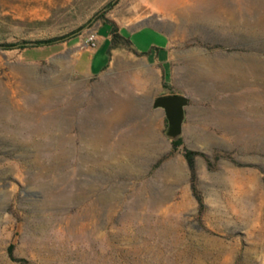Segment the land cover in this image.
<instances>
[{"label":"rangeland","instance_id":"1","mask_svg":"<svg viewBox=\"0 0 264 264\" xmlns=\"http://www.w3.org/2000/svg\"><path fill=\"white\" fill-rule=\"evenodd\" d=\"M220 1L0 0V264H19L11 244L28 264H264V7L231 0L233 18ZM146 25L170 36L168 69L123 39L95 59L89 37L113 27L145 26L121 35L156 55ZM173 94L190 99L184 147L221 156L196 160L202 215L182 152L160 162L153 102Z\"/></svg>","mask_w":264,"mask_h":264},{"label":"trees","instance_id":"2","mask_svg":"<svg viewBox=\"0 0 264 264\" xmlns=\"http://www.w3.org/2000/svg\"><path fill=\"white\" fill-rule=\"evenodd\" d=\"M111 34L113 36V39L111 40V42L109 44L108 51H110L115 46V44L118 42L119 39L125 40L130 46L132 45L131 41L128 38H125L124 36H122L121 31H118V29L113 27ZM59 40H61V39L56 38V39H51V40L39 41V42L35 43L34 47L49 46V45H52ZM0 47L8 49V48H11L12 45H0ZM172 147H173L172 152L168 156H165L160 162H162L163 160H165L169 156H172V155H175L176 153L182 152V154L186 160V163H187V166L189 169V173H190L191 190H192L193 196L195 197V199L199 205V213L202 215L204 213V210H205V203H204V198L202 196V193L200 192L199 187H198V174H197L196 160L200 156L204 157L208 161V167L210 169H214L215 162L219 161L221 156L216 153V154H214L213 160H211L206 154H204L202 152L194 151V150H191V149L184 147V143H183L182 138H179L177 140H173L172 141ZM240 166H243V165H240ZM8 255H9L11 260L18 262L19 264H28V261L26 259L16 257L14 244H11L8 247Z\"/></svg>","mask_w":264,"mask_h":264},{"label":"water","instance_id":"3","mask_svg":"<svg viewBox=\"0 0 264 264\" xmlns=\"http://www.w3.org/2000/svg\"><path fill=\"white\" fill-rule=\"evenodd\" d=\"M189 103V97L178 94L161 96L153 102L155 109H161L165 113L168 121L165 134L171 141L177 140L183 135L186 109Z\"/></svg>","mask_w":264,"mask_h":264},{"label":"crops","instance_id":"4","mask_svg":"<svg viewBox=\"0 0 264 264\" xmlns=\"http://www.w3.org/2000/svg\"><path fill=\"white\" fill-rule=\"evenodd\" d=\"M178 7L175 6H171V7H167V9H164V8H160L159 9V13H161L162 15H174L177 11H178ZM168 18H171L170 16ZM146 26H149V25H146ZM142 27H145V26H141L139 28H135L133 30L129 29V28H124V29H121L120 31L123 32L124 30L128 29L130 30L131 32H135V31H138L139 29H141ZM149 27H152L154 29H157L153 26H149ZM101 29V28H100ZM99 29V30H100ZM159 30V29H157ZM162 35L164 36L165 40H166V44H165V47L164 48H159L157 46H153V49L156 50V55L154 56H148V54L142 50H139V49H136L135 47H133V45H131V47L138 53V54H141L143 55L144 57H146V59L148 60V62L150 63H153V64H160L161 67H163L164 69H168V65H170V63L172 62V59H173V56H174V51L172 49H170V46H171V38L168 34H166L165 32H163L162 30H159ZM99 33V31H98ZM112 40V34L109 33L107 38L106 39H103V38H100L99 35H98V41H99V47L98 49L96 50V56H95V59L100 55V51L103 49V47L106 45V44H110ZM159 50H163L164 51V56L162 57L161 56V53ZM107 55L109 54V51L107 50ZM107 61H108V56H107ZM93 66V65H92ZM168 74L166 73L165 77L167 78Z\"/></svg>","mask_w":264,"mask_h":264},{"label":"bare ground","instance_id":"5","mask_svg":"<svg viewBox=\"0 0 264 264\" xmlns=\"http://www.w3.org/2000/svg\"><path fill=\"white\" fill-rule=\"evenodd\" d=\"M260 1V5L261 6H263L264 7V0H259ZM218 2V1H217ZM228 2H231V0H221L220 1V4H221V7H222V10H223V12L227 15V7H228ZM246 2H247V5H248V7H256V5L258 4L257 2V0H246ZM221 10V11H222ZM253 11V10H252ZM255 11V10H254ZM237 13H228V15H230L231 17H233V18H237V15H236ZM243 20H244V22H246L247 24H249V23H251L252 24V20H250V19H248L247 17H245L244 15H243ZM263 18H264V15H263ZM263 23V22H262ZM237 26V25H236ZM247 26V25H246ZM229 65V64H228ZM253 65V64H252ZM238 66V65H237ZM255 66V65H254ZM257 67V66H256ZM250 68V67H249ZM230 70H234V71H236V74L237 75H239V76H242V71L244 70V68L243 67H234V68H232L231 66H230V68H229V70L228 71H230ZM212 71V70H211ZM252 71V70H251ZM213 72V71H212ZM256 72V71H255ZM259 72V71H258ZM234 74H235V72H234ZM230 75H232L231 74V71H230V73H228V75H222V80H223V82H224V85L223 86H231V84H232V79H231V77H230ZM236 76V75H235ZM247 76V75H246ZM243 77V76H242ZM245 79H244V77L242 78V81H244ZM263 80V79H262ZM210 81H211V79H210ZM216 81V80H215ZM261 82V81H260ZM213 83H215V82H213ZM234 83V82H233ZM209 84H210V82H209ZM218 84V83H217ZM210 85H213V84H210ZM235 86V85H234ZM221 87V86H220ZM212 89V88H211ZM206 91V90H205ZM255 92V91H254ZM250 93V92H249ZM112 100V110L113 111H116V112H118L119 114H125L124 112H128V110L129 109H131V101H130V99L129 98H127V97H121V98H119V97H114V98H112L111 99ZM253 100V99H252ZM263 105V104H262ZM108 124H110V123H108ZM106 125V124H105ZM238 126V125H237ZM106 127V126H105ZM108 128V127H107ZM239 130V129H238ZM110 132V131H109ZM238 132V131H237ZM111 133V132H110ZM105 136L107 137V135H108V129H106L105 130ZM109 136V135H108ZM103 138V140H104V137H102ZM94 139V138H93ZM92 140V139H91ZM105 140H106V138H105ZM104 140V141H105ZM92 142V141H91ZM90 142V143H91ZM97 145H96V142H93L92 144H90V149L91 150H95V147H96Z\"/></svg>","mask_w":264,"mask_h":264},{"label":"built area","instance_id":"6","mask_svg":"<svg viewBox=\"0 0 264 264\" xmlns=\"http://www.w3.org/2000/svg\"><path fill=\"white\" fill-rule=\"evenodd\" d=\"M88 42H89L90 44H92L93 46H96L97 43H98V34H97V33H93V34L89 37Z\"/></svg>","mask_w":264,"mask_h":264}]
</instances>
